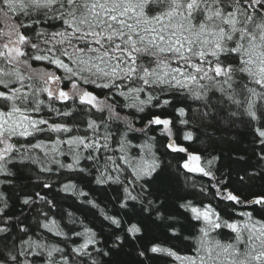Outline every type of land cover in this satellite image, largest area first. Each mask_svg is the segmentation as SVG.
<instances>
[{
  "label": "snow or ice",
  "instance_id": "obj_1",
  "mask_svg": "<svg viewBox=\"0 0 264 264\" xmlns=\"http://www.w3.org/2000/svg\"><path fill=\"white\" fill-rule=\"evenodd\" d=\"M0 264H264V0H0Z\"/></svg>",
  "mask_w": 264,
  "mask_h": 264
}]
</instances>
